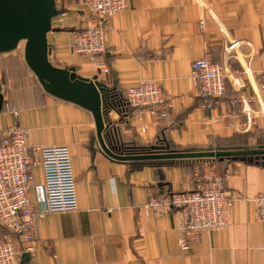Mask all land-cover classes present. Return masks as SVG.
Returning <instances> with one entry per match:
<instances>
[{"label":"crops","instance_id":"obj_1","mask_svg":"<svg viewBox=\"0 0 264 264\" xmlns=\"http://www.w3.org/2000/svg\"><path fill=\"white\" fill-rule=\"evenodd\" d=\"M56 4L60 14L47 35L49 59L55 67L75 68L79 76L93 79L92 64L72 48L86 27V6L83 0ZM105 40L102 62L108 73L98 77L101 83L124 91L157 80L173 104L132 107L127 121L111 110L112 124L103 134L109 147L110 130L119 145L162 143L181 152L264 147V120L248 125L243 113L247 107L259 111L251 99L264 74V0H129L126 9L110 18ZM231 40L242 47L228 64L245 87L238 91L228 82L224 97H199L192 64L206 57L225 62V45ZM24 50L21 42L15 51L0 55V139L5 129L20 124L29 130V147L66 146L79 207L40 219L35 252L28 254V262L22 257V264H264V223L254 202L264 192V164L211 162L221 176H228L227 189L236 200L228 226L204 233L185 252L179 245L182 213L146 207L151 193L194 190L197 170L207 173L210 167L204 160L161 167L150 161H113L99 144L93 114L48 94L28 67ZM207 103L212 109L203 107ZM153 109L167 112L168 118L155 122L149 114ZM33 175L36 182L44 181L41 166L34 167ZM7 233L0 225V237ZM13 238L19 249L27 246Z\"/></svg>","mask_w":264,"mask_h":264},{"label":"built area","instance_id":"obj_2","mask_svg":"<svg viewBox=\"0 0 264 264\" xmlns=\"http://www.w3.org/2000/svg\"><path fill=\"white\" fill-rule=\"evenodd\" d=\"M87 9V23L78 33L73 43V52L83 56L92 64L96 76L108 73L102 58L107 54L105 40L106 26L112 16L127 8L129 0H83ZM242 44L239 41L227 42L224 49L226 61L213 63L208 57L192 64L191 77L198 96L203 99H220L227 92V83L241 91L245 84L233 72L228 62L235 58ZM4 92V91H2ZM123 92L131 107L151 109L162 105L173 108L167 100L162 84L157 80L143 81L137 87ZM252 102L259 104V111L251 107L244 109L248 125L257 119L264 120V74L258 79L257 90ZM239 101H232L235 106ZM212 109V105H203ZM110 112V111H109ZM155 122L167 119L169 114L150 110ZM17 115V113H15ZM123 121V120H122ZM141 131L145 133L146 128ZM29 130L16 124L8 127L0 139V225L9 233L0 237V264H22L25 253L34 254L33 242L38 239L37 223L52 213L75 212L78 210L76 178L73 171L72 154L66 146L29 147ZM211 171L197 170V186L192 191L150 194L147 209L168 208L182 213L179 245L185 252L193 243L201 240L204 233L228 226L229 210L236 197L227 189V177L221 176L212 161L204 160ZM41 166L44 181L36 182L33 169ZM257 218L264 223V192L254 198ZM26 244L22 250L13 238Z\"/></svg>","mask_w":264,"mask_h":264},{"label":"water","instance_id":"obj_3","mask_svg":"<svg viewBox=\"0 0 264 264\" xmlns=\"http://www.w3.org/2000/svg\"><path fill=\"white\" fill-rule=\"evenodd\" d=\"M60 14L56 0H0V55L15 51L25 42V61L44 90L58 98L78 105L93 114L97 126V138L103 152L113 161H186L219 160L256 156L264 160V147L258 149L221 150L211 152H168L145 155H125L109 147L104 131L109 128V112L106 113L108 88L98 76L87 79L79 76L75 68L62 69L50 61L51 48L47 35L52 31V21ZM0 98V111L2 109ZM29 261L28 254L23 255Z\"/></svg>","mask_w":264,"mask_h":264},{"label":"trees","instance_id":"obj_4","mask_svg":"<svg viewBox=\"0 0 264 264\" xmlns=\"http://www.w3.org/2000/svg\"><path fill=\"white\" fill-rule=\"evenodd\" d=\"M108 88V87H107ZM106 101V113H108L111 110H115L118 112V114L121 116V119L123 121L128 120L129 116V110L132 108L126 100V97L123 95V92L117 88H108V91L106 93L105 97ZM114 131H109L108 136L110 137V147H113L117 152L124 153L125 155H145V154H152V153H168V152H181V151H175L164 144H159L158 146H149V147H143L139 146L135 143L132 144H118ZM243 150V149H242ZM243 157H237V158H231L228 160L234 161V160H242ZM225 160V159H224ZM218 161V160H217ZM245 162H250L254 164H264V160L262 157L258 158L256 156H246L244 157ZM149 162V161H148ZM156 165L157 167H161L162 165H173L176 161H160L156 163L157 161H150V163ZM140 164V163H138ZM164 194H167V192H164Z\"/></svg>","mask_w":264,"mask_h":264}]
</instances>
